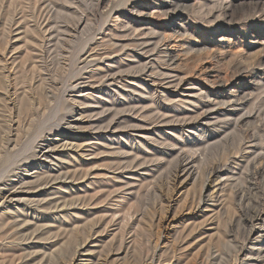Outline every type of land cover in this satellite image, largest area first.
<instances>
[{"label":"rangeland","instance_id":"1","mask_svg":"<svg viewBox=\"0 0 264 264\" xmlns=\"http://www.w3.org/2000/svg\"><path fill=\"white\" fill-rule=\"evenodd\" d=\"M157 2L158 0H106L101 6L98 5V0H0V183L3 182V180H13L15 182L17 178L32 180L35 178V175H40L43 171L47 170L48 167H51L53 171H73L74 169H79L78 173L80 172L79 174H83L79 179L80 181H74L71 183L72 185L68 183L62 190L55 189L58 188V182L44 188L42 187L41 189L39 188L36 191L33 190L35 191L33 192L35 195L39 194V199L49 198V200L55 199L61 202V197L68 198L67 200H72V197L76 200V197L77 200L82 199L83 202H86L81 204L80 208H67L62 212L58 210L56 212L53 211L55 213L52 211L47 212L48 214L46 213L44 222L41 223L46 232L44 233L45 230H43V233L35 238L36 240L32 239L30 241L32 247L30 246L28 255L33 258H30V263L34 261V263L32 262L31 264H37L41 254L42 257L45 256L44 259L46 264L49 263H47V261H49L50 258V264L57 258H69V251H73H71V249L74 248L75 244L72 238L74 233L72 234V232L75 231L79 233V235H82V233L86 234L92 227L90 224L93 223V227L95 226V217L98 216L97 214H99L98 218H101L100 215H104V217L107 216L106 212L108 208L116 209L121 206L123 207V212L127 213L130 221L136 218L139 219L140 215L138 216V214H140L141 207H143L145 203L142 197H144L146 189L150 186L149 183L151 184L153 177L155 178L154 180H156L167 171L165 170V165H163L154 173L155 176L153 175L152 178L147 176V181L136 177V175H139L141 172L138 169L127 171L126 174H122V177L129 179L132 186L130 185L129 187L128 185L129 189L125 186L123 188L125 190H121V194H117V196L120 195L119 197L123 196L124 200L118 199L119 197L115 199V194H113L115 192H113V190L116 191L117 188L112 185H114L113 182H115L116 185H118L119 182L112 179L113 174L111 172L114 170L113 166L117 160H119L120 153H114L111 147H101L96 154L98 158L95 160V132H93L95 128V103L98 100L103 103L107 102V104L117 100L126 101L128 97H137L138 94L136 95L135 92H133L135 94L133 95L132 90H137V92L139 90L140 92L145 90V87L142 85H144L148 79L140 75H135L133 70L130 71V65L134 63L132 56L136 55L137 57H141L144 62H150L154 64V66H157V58L161 56L159 55L157 57L158 54L151 52V49L158 38H163L161 34L166 33V35H168L170 33L168 35V38L170 37L169 40L165 42L166 48L172 53L174 59L176 57V59L169 64V67L166 65L163 67L161 64V71L183 75L187 78L188 84H190L186 87L187 90L185 88V90H183L184 92H182V94L185 95L175 97L173 99L175 101L167 103L168 107L178 109L180 106L179 109H184L186 107V109H190L193 106L190 104V101L195 99L193 94H198V89L200 87L210 89L214 80L225 81L227 83L239 81L241 86L239 87L240 93H238V98L241 97V99H245L246 97V100L250 98L248 100L252 99L253 102L252 100L251 102L254 104L259 101L256 105L251 104L252 106L254 105L252 109H256L255 111L258 110L259 119H254L255 121H244L241 127L242 129L245 127L244 129H246L247 132L253 127L252 130L250 129L249 133L256 127L261 129L263 127L259 134L264 136V93H259L257 91L255 93V90H253L254 88H252L254 84L260 82L259 80L264 79V67H262L264 63V0H173V8L176 9L177 7L179 11L177 9H172L175 11L174 13L170 9L165 13L166 16H161L162 13H160L161 10L157 8ZM216 3L218 6L220 5V7H218ZM138 4H143L150 13L152 12L151 14L155 13L153 15L156 17L158 16V18H151V22L155 27L158 26V33H160V35L156 33H154L153 36V33L150 35V33H148L151 29L149 26L142 27L137 23V19L134 16V7ZM94 6L95 15L93 14ZM81 17L87 18L89 22V33L86 32L83 37L75 38V42L73 41V44H68L69 46L64 45L62 43L63 39L71 38L69 36L71 33L68 35L64 34L65 32L63 29L70 28L69 30H71L72 28L73 30L76 22ZM183 29H186L187 34L184 35V37L180 34ZM174 32H176L175 35H173ZM63 35L64 37H62ZM180 38L182 39L180 40ZM79 43L81 45H79ZM142 43H145L141 48H143L146 53L144 51L142 52L139 47ZM84 44H86V47L82 53H80L79 49L81 50V46ZM69 47H71V49ZM162 48L164 49L165 47L162 46L161 49ZM85 51L87 52L84 53ZM143 54L144 56H142ZM89 55H95L97 58L95 56L92 57V64L84 66V64L81 63L80 65V62ZM78 57H80L78 59L79 61L77 60ZM151 64H149V66ZM123 68L124 72L127 69L129 72H123L121 74ZM168 68L169 71L167 70ZM106 70L112 71V73L119 71L121 75L119 76L118 73H116L119 79L114 83H110L109 81L107 83L109 84L108 88L104 84H98L101 76L106 74ZM187 75L189 78L186 77ZM223 78L225 80H222ZM150 79L157 80L158 78L152 77ZM159 79L158 81H161V79ZM163 83H166V81ZM213 89H215V87ZM261 95H263V97ZM255 98L257 100H255ZM149 106L150 105L142 104L140 109L142 107L145 109L146 107V110H149ZM143 108L140 113L145 112ZM259 110L261 112H259ZM126 115L128 114H125L123 117ZM130 115L134 118L137 116V120L143 119L138 112L135 114L130 113ZM79 117L81 119L80 125L74 126L73 123H75V119ZM259 125L262 126L260 127ZM169 133L172 132L167 131L166 134L157 137V139L167 142L173 135V133ZM161 138L163 139L161 140ZM137 140L138 139H136V141ZM48 143L54 147V151L51 154V158L43 162V167L46 169L42 167L37 169L36 167L39 161L35 159L34 153L37 150H43ZM98 153H103L104 156ZM212 156L213 155H210L212 160L218 159L216 156L213 158ZM107 157L110 158L108 159ZM232 157L230 158V168L234 171L237 170L236 172L239 174L235 176V178H237V185L240 184L239 186H242V184L252 183L253 186H258V188H260L261 193L258 192L257 194L259 196L260 194L264 196V173L261 174L262 176H254L251 172H246L244 170V161L239 157L237 159L233 154ZM5 158L9 160H5ZM235 158L236 160H234ZM109 161L111 162L109 163ZM95 169L103 172V174H107L106 176L109 178L103 177L102 174L95 177ZM113 172L116 173L115 171ZM85 174L86 176H84ZM127 174L131 175L128 176ZM142 176L145 177L144 175ZM237 176H239V179ZM223 179L222 181H224ZM198 186L199 185H197V189ZM109 193H112V195ZM124 193L129 194L125 196ZM129 195H131V197ZM104 196L105 198L103 199ZM108 197L112 199L113 202L115 200L118 202L115 201L114 205H112V201ZM136 197L137 199H135ZM95 200L98 201L96 202ZM109 201L111 202L109 203ZM175 205H172V210ZM125 207L126 211L124 209ZM135 210L136 214H134ZM76 212L81 214L80 217L79 215H75ZM7 218L8 217L1 218L0 216V236H2V238L0 237V250H2L0 254L1 256L3 255L2 257L0 256V260L4 259V256L9 257L11 255L10 253L12 251L14 252L16 249L15 242L11 241L10 243L9 241L12 240V230L9 229V227L6 228V226H8L6 225ZM188 218L189 217H187V219L186 217L179 218L175 221L173 226L170 227V237L166 236L163 238L164 241H167L165 246L166 250L157 251V264H192L194 260L205 257L207 255L205 252L207 251L208 253L209 251L213 252L212 250L218 252L217 250L219 249V254L225 252L218 246V243L215 241L216 239H209L208 234H210L209 231L211 229L209 221L204 222L205 218L203 217L198 219ZM103 224L104 227L106 222ZM130 224L131 226L126 230L124 239L126 242H129L130 239L135 241V243L138 241L139 245L137 243V245L131 243V245L134 246L130 245V254L132 253L131 251L134 250L131 256L133 255V259L135 260L136 258V260L131 261L130 258L132 259V257H129V260L125 261V264H142L143 262L140 260L145 259L150 248V243L147 242H151L149 239H154L153 231L149 233V230L145 228V231L141 232L144 227L140 224L142 227L140 225L139 227L142 230L139 232L140 228L135 226V223L131 222ZM3 225L6 226L2 227ZM199 225L201 227H199ZM108 226L104 227L105 229L102 227L104 231L107 229V232L101 235L97 234L98 236L96 235V237L93 234L92 237L88 239L84 250L91 246L90 248L94 250V253L96 250V253L94 255L89 253L86 254L87 252L84 253L85 255L82 254L83 257L79 258V260H81L80 262H82L81 264L88 262L87 259L90 258L88 256L91 255H93L95 259L97 256H100L101 260L105 259V264L111 263L113 255L117 252L116 243L111 241V236L114 232H117L116 229H118V226ZM134 226L136 228L135 230L133 229ZM73 227H76V229ZM58 229L61 231L59 232ZM81 229H83L82 233ZM222 229L223 224L220 222L218 231L221 232ZM133 230L136 231V234ZM148 233H152L151 235L153 237L148 235ZM53 235L55 236L53 237ZM67 235L68 237H66ZM135 235H137L138 238ZM147 236L151 237L147 239ZM139 237L142 238L140 239ZM96 238L98 241L97 243H95ZM8 241L9 243L7 244ZM214 242L216 244H214ZM95 245L97 248H95ZM104 245L106 247H104ZM109 245H111L110 248ZM216 245L217 247H215ZM145 246H149V248L147 247V249ZM59 248L61 250L57 251ZM101 248L104 249V252L101 251ZM109 249L110 252L108 251ZM52 250L55 251L53 252ZM30 251L33 252V254L30 255ZM59 251L64 254L61 255ZM146 251H148L147 254L145 253ZM112 252H114V254ZM47 254H49L48 260L46 258ZM159 255L160 257H158ZM37 259L39 260L37 261ZM156 262L154 264H156Z\"/></svg>","mask_w":264,"mask_h":264},{"label":"bare ground","instance_id":"2","mask_svg":"<svg viewBox=\"0 0 264 264\" xmlns=\"http://www.w3.org/2000/svg\"><path fill=\"white\" fill-rule=\"evenodd\" d=\"M104 1L106 0H98V5L102 6ZM157 5H158L157 8L161 10L160 12L162 13L161 16H164V15L166 16L165 13L169 11L170 9L171 10L177 9V7L176 9L173 8L174 6L173 0H158ZM216 5L218 6L217 3ZM218 7H220V5ZM134 9H135L134 16L137 19L136 20L137 23H139L142 27L149 26L151 29L149 30L148 28L149 31L148 30L147 31L148 33H150V35L151 33H153L152 36L154 35V33L160 35V33H158V29H159L158 26L155 27L151 22V18L154 19V17H156L155 15H153L155 13L151 14L152 12L150 13L148 9L144 7L143 4H138L136 7H134ZM174 10L172 11L175 13ZM93 14L95 15V6H94ZM156 18H158V16ZM88 23L89 22L87 21L86 17H81L76 22L74 29L72 30L71 28L72 31L69 30L70 28L65 29V30L63 29L65 33L63 31L62 32L64 34L68 35L71 33L69 35L71 38H67V37H66L67 39L62 38L63 39V41L61 39L62 43L64 45L69 46L68 44H73L72 42L74 41L75 38L83 37L86 32L89 33ZM174 30H171V31H174ZM175 33L176 32H174L173 35H175ZM180 34H182L183 37L184 35H187L186 29L181 30ZM161 35H163L162 36L163 38L161 37L158 38L156 40V43L153 44V48L151 49V52H155V54H158L157 57L159 55L161 56L157 58V61H156L158 63L157 66H154V64H151L150 62L149 63L144 62L141 59V57H137L136 55L132 56V58L134 59L133 60L134 63L130 65V71L133 70L135 75H140L144 77L145 79H148L147 82L144 83V85H142L143 87H145L144 88L145 90L143 92H140V90L138 92L137 90H132L133 95L138 94L137 97H132V98L128 97L126 98V101L117 100V101H111L109 104H107V102L103 103L98 100L95 103V128L93 132H95V160L96 158H98L97 157L98 155L96 154L98 150H100L101 147L102 148L111 147L114 153L115 152L120 153L119 160H117V162L113 166V169H114L113 171H115L116 173H114L113 171L111 172L113 174L112 179L117 180L116 182H119L118 185H116L115 182H113L114 185H112L115 188H117L116 191L113 190V192L115 193L111 191L113 194H115L114 196L115 199L120 196V195L117 196V194L118 193L121 194L120 192L121 190H125L123 189L125 186L127 187L128 185L129 187L130 185L132 186V184H130L131 182L129 179L122 177V174H126L127 171L131 169H138L141 172L139 173V175H136V177L145 179V180L147 179V176L152 178L154 173L157 172V170L161 168L163 165H165L164 167L166 168L165 170L167 171L164 173L163 176L158 177L156 180H154L155 178L153 177L151 184L149 183L150 186L148 185L149 187L148 188L146 187L147 189L145 191V194L142 193L144 194V197H142L143 195L141 197L144 198L145 203L143 207H141V210L139 212L140 214H138V216L140 215V218L137 216L139 219L136 218L137 220L135 219L133 221L132 220L130 221V218L128 219L127 213L123 212L124 210H123V207L121 206H119L116 209L108 208L106 212L107 216L104 217V215H100L101 218L100 217L98 218L99 214H97L98 215L96 216L97 218L95 217V226L93 227L94 225L93 223H92L93 225L90 224L92 227L89 229V231L86 230L87 231L86 234L82 233L83 229H81L82 235H79V233H76L75 231L72 232V234L74 233V236L72 235L73 237L72 236H69V237L73 238L75 244L73 243L74 248L71 249V251L72 250L73 251L72 252L69 251L70 253L69 258H64L61 256L62 258H57L53 260L51 264H81L82 262H80L81 260H79V258H82L83 255H85L84 254L85 252H87L86 254L89 253L93 255L96 253V250L94 253V250L90 248L91 246L89 248L86 247L87 249L84 250L88 239L92 237L93 234L96 237L97 234L101 235L102 233L107 232V229L106 231H104L105 229L104 227L108 225H111L112 227L118 226L117 227L118 229H116L117 232L116 233L114 232V234L112 233L113 235L111 236L112 237L111 241H113V243H116L115 245L117 247V250H116L117 252L115 251L116 252L115 254L114 252H112L114 255H113V259L111 263L112 264H121V263L125 264V261L129 260L128 259L129 257H132V259L130 258L131 261L134 260L133 255L131 256L134 250L131 251L132 253L130 254V245L131 243L134 244L135 241L130 239L129 242H126L124 239L125 232L126 230H128L129 226H131L130 224L131 222L135 223L136 224L135 226H137L138 228H140L139 227L140 224L144 227L143 230L140 228L139 232L141 230H142L141 232H144L145 228L146 230L147 229L149 230V233L150 231H153L154 237L151 235L152 233L151 234L148 233V235H151L154 239L153 240L149 239L151 240V242L145 241L147 243H150V245L148 244L150 248L149 246H147L149 248V252L146 251L145 253L147 254L148 252V254L147 255L145 254L146 255L145 259H142L140 261L143 262L142 264H154L157 261L156 260L157 251H160L166 248L165 246H166L167 241H164L163 238H165L166 236H169L171 232L170 227H172L175 221H177L179 218H185V217L186 219L187 217H189L188 219L190 218L198 219V218L203 217L205 218L204 222L209 221V225H211V229L209 231L210 234H208L209 239L211 238L216 239L215 241L216 243H218V246H220L222 250L225 251L223 254L218 253L219 249L217 250L218 252L216 251L214 252V250H212L213 252L209 251L208 253L207 251L205 252L207 253L205 257L198 258L196 260L193 259L194 262H192V264H264V196H261V194L259 196L257 194L258 192L261 193L260 188H258V186H253L252 183H247L245 185L242 184V186H239L240 184L237 185V178H235V176L239 174L238 172H236L237 171L236 169H235L236 171H234V170H231L230 168L231 166L230 158L232 157V154H233V156L235 155L237 159L239 157L242 161H244V170L246 172H251L252 175L254 176L261 175L264 173V136L259 134L260 131L263 129V127L262 129L256 127L250 133L249 131L250 129L252 130L253 123L251 124L252 128H250L248 132L246 129H244L245 127L243 129L241 127L244 121L254 120L259 117V113L257 112L258 110L255 111L256 109H252L253 106L258 104L259 101L256 104H254L252 103L253 102L252 99H251L252 102L251 100H248L250 98L246 100V97H245L246 95L244 96L245 99L244 98L241 99V97L238 98V93H240L239 87L241 86L239 81H233L231 83H227L225 81H220V80L215 81L213 79L214 82L213 84H211L212 89L211 88L205 89L203 87H200L198 89V94H195V95L193 94L195 99L190 101L191 102L190 104L193 106L190 109L188 108L189 110L186 109L187 107L184 109H179L180 106L178 109L168 107L167 103L171 101H175L173 100L175 97H180V96L185 95V94L183 95L182 92H184L183 90H185V88L190 84H188L186 80L187 78H185V76L183 75L161 71L160 69L161 64L163 65V67L164 65L169 67V64L172 63L176 59V57L174 59V57L172 56V53L168 51V48H166L167 46L165 42H167L170 37L168 38V35H166V33L161 34ZM62 37H64V35ZM181 39L182 38H180V40ZM76 44H77V41H76ZM144 44L145 43H142L139 47L141 48L142 45ZM79 45L81 44L79 43ZM162 46H164L165 48L161 49ZM85 47H86V44L81 46L82 49L81 50L79 49L80 53H82ZM69 48L71 49V47ZM141 51L143 52L144 49L141 48ZM86 52L87 51H85L84 53ZM94 56L95 55L87 56L80 62V65L81 63H83L84 66L88 64H92L93 60L91 59ZM142 56H144V54ZM79 58L80 57H78L77 60ZM149 64L151 65L149 66ZM262 67H264V63L262 64ZM167 70L169 71V68ZM105 72L106 74L101 76V79L98 82V84L99 83L100 85L104 84L107 88L109 85L107 83L109 81L110 83H114L116 80L119 79L116 73H118V75L121 76L119 74V71H116V73L115 72L112 73V71L106 70ZM123 72H124V68L121 74ZM125 72H129L128 69ZM152 77L153 78L156 77L158 79L160 78L161 81H158V79L157 80L150 79ZM186 77H188V75ZM202 80H205V79H202ZM222 80H225V79L223 78ZM164 81H166V83H163ZM259 81L260 82L257 84H254L252 88H254L253 90H255V93L256 91L259 93H264V79H261ZM214 87L215 89H213ZM133 92H135V94ZM261 96L263 97V95ZM248 97H251V96L249 95ZM255 100L257 99L255 98ZM142 104L150 105L149 106L150 109L146 110L147 106L145 107V109L142 107L145 110V112L140 113L142 112L141 110L142 108L140 109V106H142ZM251 104H254V105L252 106ZM138 109H140L141 111ZM137 112L138 114H141L140 117L143 118L142 120H137L136 119L137 116L134 118L130 115V113L135 114ZM259 112L261 111L259 110ZM125 114H128V115L123 117ZM80 123H81V119L79 117L75 119V123L73 124L74 126H79ZM167 131H170L173 133L170 140H167L166 142L164 140L160 141L157 139V137H160L161 135L166 134ZM172 133H169V134H172ZM263 133H264V130H263ZM136 139L138 140L136 141ZM162 139L163 138H161V140ZM53 151H54V147H52L51 144L48 143L45 146V148H43V150H37L34 153L35 159L39 161L36 167L37 169L41 167L45 168L43 167V162L51 158V154L53 153ZM98 154L100 155L101 153H98ZM101 155H103V153ZM210 155H213L212 158L216 156L220 160L218 159L212 160L210 158ZM6 158L5 160H9ZM234 160H236V158ZM110 162L111 161H109V163ZM78 170L74 169L73 171H69V170L53 171L51 167H48L47 170L43 171L42 173L40 171L41 173L40 175H35V178L32 180H26L25 178L24 179L17 178L15 182L13 180L12 181L3 180V182L0 183V216L1 218L8 217L7 223L5 222L6 225L8 226L6 225L5 226L6 228L9 227V229L12 230L11 232L12 236L10 235L12 237L11 238L12 240H9V241L10 243L11 241H14L15 247H16L14 252L13 251L11 253L9 252L11 254V255L9 254L10 256L6 255L9 257L4 256L3 257L4 259L0 260V264H29L30 260L33 259L32 257L28 255V250L30 249V246L32 247L30 241L32 239H35L37 236L39 237V235L43 233V230H45L42 226L43 224L41 223L44 222V218H45L44 216L46 215V213L51 212V211L56 212L58 210L62 212L66 210L67 208L69 209L70 208L76 209L77 207L80 208V205L86 202V201L83 202L82 199L77 200L76 197H75L76 200H74L73 197H72V200H67L68 198L61 197V196H60L61 199L59 198L61 202L55 199L49 200V198L39 199V194L35 195L33 193L37 189L39 188L41 189L42 187L44 188L46 186L54 184L55 182L56 183L58 182V186H57L58 188H55V189H58V190L64 189L66 184L68 183L71 184L72 182L77 181L81 178V175L83 174H79L80 172L78 173ZM106 170H103V171L107 172ZM101 174L103 175V177L104 176L108 177L106 176L107 174L105 173L103 174V172H100L98 171V169H95V177ZM127 175L130 176L131 174H127ZM142 175H144L145 177H143ZM84 176H86V174ZM237 177L239 179V176ZM222 179L224 181H222ZM197 185H199L198 189H197ZM112 193H109V194L112 195ZM126 194H129V193H126ZM131 195L129 196L131 197ZM132 197H135V196H132ZM104 198L105 196L103 197V199ZM118 199L124 200L123 196L119 197ZM135 199H137V197ZM110 200L112 202L109 201V203L111 202L112 205H114V202L117 201L115 200L113 202L112 199ZM108 205H111V204H108ZM172 205H175L173 210H172L173 208ZM124 209L126 211V207ZM134 214H136V210ZM75 215H79L80 217L81 214L76 212ZM105 222L106 224L103 227L104 225L103 223ZM220 222L223 224V229L221 232L218 231V226ZM200 225L199 227H201ZM5 226L3 225L2 227H5ZM135 226L134 228L132 227L134 230L136 229ZM73 228L76 229V227H73ZM46 229H47V226H46ZM60 229H58L59 232L61 231ZM77 229H80V228H77ZM58 230H57V233H58ZM134 230L133 232H135L136 234V231ZM45 232L46 230L44 231V233ZM57 233H56V236H57ZM54 236L55 235H53V237ZM135 236L137 237V235ZM0 237L2 238V236ZM50 237L53 238L52 236ZM66 237H68V235ZM148 237L149 236H147V239ZM130 238H133V237H130ZM9 241L7 242V244L9 243ZM41 242H44V241H41ZM97 242L98 241L96 238L95 243ZM136 243L138 244V241H136ZM216 243L214 242V244ZM55 244H58V243H55ZM105 245L104 247H106ZM111 245H109V248L111 247ZM131 246H134V245H131ZM147 247L145 246V248ZM215 247H217V245ZM54 248H51V249H54ZM95 248H97L96 245H95ZM58 250H61V249L59 248L57 249V251ZM103 250L104 249L101 248V251ZM52 251L54 252L55 250H52ZM108 251L110 252V249ZM59 252L61 255L64 254L61 251ZM31 254H33V252H31L30 255ZM41 255H40V260L37 259V261L39 260L37 264H46L45 259H44L45 256L43 255L44 257H42ZM93 255L88 256L90 258L87 259L88 262H85V264L86 263L88 264H105L106 263L105 259L101 260L100 256H97L95 259ZM46 256L48 260L49 254H47ZM158 257H160V255ZM50 260L51 258L49 259V261H47V263L49 262L48 264H50ZM82 261H86V260H82ZM32 262L34 263V261Z\"/></svg>","mask_w":264,"mask_h":264}]
</instances>
